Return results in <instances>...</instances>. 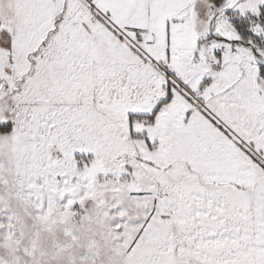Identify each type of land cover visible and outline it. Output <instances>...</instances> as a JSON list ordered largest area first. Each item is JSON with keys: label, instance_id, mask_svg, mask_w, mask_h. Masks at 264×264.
I'll list each match as a JSON object with an SVG mask.
<instances>
[{"label": "snow or ice", "instance_id": "6c2138e0", "mask_svg": "<svg viewBox=\"0 0 264 264\" xmlns=\"http://www.w3.org/2000/svg\"><path fill=\"white\" fill-rule=\"evenodd\" d=\"M0 264H264V0H0Z\"/></svg>", "mask_w": 264, "mask_h": 264}]
</instances>
